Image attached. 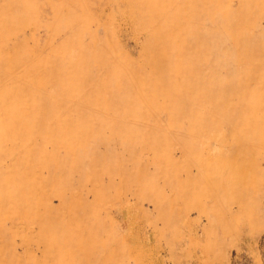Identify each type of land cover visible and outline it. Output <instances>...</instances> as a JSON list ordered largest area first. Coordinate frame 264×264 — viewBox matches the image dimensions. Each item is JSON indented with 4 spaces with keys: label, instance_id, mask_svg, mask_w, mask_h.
Instances as JSON below:
<instances>
[{
    "label": "rangeland",
    "instance_id": "rangeland-1",
    "mask_svg": "<svg viewBox=\"0 0 264 264\" xmlns=\"http://www.w3.org/2000/svg\"><path fill=\"white\" fill-rule=\"evenodd\" d=\"M0 264H264V0H0Z\"/></svg>",
    "mask_w": 264,
    "mask_h": 264
}]
</instances>
